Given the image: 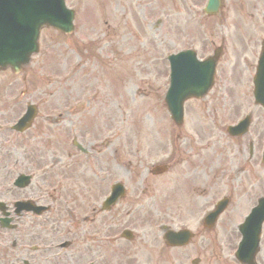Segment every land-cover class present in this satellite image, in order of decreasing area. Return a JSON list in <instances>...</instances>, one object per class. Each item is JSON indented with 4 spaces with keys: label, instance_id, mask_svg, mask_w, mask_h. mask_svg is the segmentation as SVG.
I'll return each mask as SVG.
<instances>
[{
    "label": "rangeland",
    "instance_id": "1",
    "mask_svg": "<svg viewBox=\"0 0 264 264\" xmlns=\"http://www.w3.org/2000/svg\"><path fill=\"white\" fill-rule=\"evenodd\" d=\"M201 2L202 0H65L67 7L73 8L75 12L73 32L62 35L50 28H44L40 32L39 51L33 55L31 64L33 69L38 70L37 76L41 74L40 77H43L41 81L36 79L38 88L44 90L36 97L39 96L40 101L47 106L42 112L52 109L55 120L62 113V107L69 97L70 102H78L79 98L80 101L87 102L86 99L93 98L88 99L89 110L86 111L85 119L87 126L97 122L98 125L88 132L98 137V131L104 130L105 120L108 127L116 126L118 144L128 146L133 151L131 180L134 183L131 185L129 182L133 187L144 180L152 188H159L160 179L145 176L146 167L137 166L136 155L141 150L146 156L143 161L145 164L156 162L159 141L164 135H171L169 129L172 124L163 105V94L168 83L164 56L189 45L199 55L207 54L210 50L205 38L219 41L223 34L228 38L229 29H214L215 21L209 16L203 28L199 29L193 24L196 9ZM160 21L163 23H159ZM257 33L251 30L252 35ZM221 43L214 42V45ZM231 43H239L240 48H244L241 42L229 40L222 43L225 52L220 57L215 84L202 99L185 103L182 133L187 136L212 135L210 152L213 153L214 168L218 174L224 170L233 175L237 168H244L240 184L237 187V183H234L232 192L233 199H241L240 204L247 211L259 196L264 195V164L260 162L264 145V111L258 107L253 110L248 133L240 139L242 144L232 142L223 131L226 123L242 118L253 108L251 78L254 63L251 67V57L247 53V63L237 65L241 52L230 46ZM250 46L256 49L255 45ZM228 61V66L235 63L239 71L228 74L234 85L226 94H222L218 92H222L220 79L225 77ZM33 73L32 75L36 74L35 71ZM47 74H50L52 84L47 85L44 79ZM3 75L4 80L8 75ZM234 87L237 92L233 91ZM55 121L57 122L48 123V130H41L39 136L32 140L35 144L32 151L37 155L36 158L42 163H53V175L48 174L45 181L51 184L62 183L64 179L62 154L66 144L63 128L68 125L62 120ZM88 132L86 131L85 136L94 140L95 137ZM249 140L253 141L254 147V157L251 160L248 158ZM112 174L126 181L131 177L130 171L122 164ZM81 175L92 177L88 171H83ZM259 176L262 178L260 182L257 181ZM37 182L43 183L40 180ZM179 182L190 181L180 179ZM90 185H93L92 180L87 181L86 187ZM224 189L217 181L213 197L226 193ZM170 195H175V189ZM262 243L264 253V240ZM121 260L125 264L129 258H121L120 262Z\"/></svg>",
    "mask_w": 264,
    "mask_h": 264
},
{
    "label": "flooded vegetation",
    "instance_id": "2",
    "mask_svg": "<svg viewBox=\"0 0 264 264\" xmlns=\"http://www.w3.org/2000/svg\"><path fill=\"white\" fill-rule=\"evenodd\" d=\"M224 3L223 10L226 11L227 2L224 0ZM249 3L244 2L241 8ZM224 16L225 13L223 19ZM12 114L14 109L6 107L0 100V126ZM71 123L75 125L76 133L83 134L78 118ZM9 147V135L0 128V202L4 203L7 216L16 223L14 233L0 229V264H118L117 255L126 254L130 258L125 264H191L192 261L195 264H239L232 256L238 237L235 217L226 214L214 224L203 221L211 206L208 192L200 188L201 185L210 188L212 184H202L204 177L212 178L213 162L208 155L200 156V163L195 161L192 170L186 167L180 170V177L192 181L186 184L190 187L189 192H180L174 199L164 196L158 200L144 199L134 205L130 201L135 195L132 190L104 211L101 202L102 196L107 194L108 184L99 185L103 195L100 191L88 190L84 196L69 176L61 209L49 208V211L62 212V242L67 241L68 245L61 247L52 231L44 230L45 227L39 230L38 225L39 219L58 221L60 216H37L25 211L15 213L14 200L35 199L38 193L13 185L14 173L7 168ZM66 155L69 157L70 153L67 151ZM191 191H201L206 196L194 198ZM235 211L236 206L231 212ZM128 227L140 231L133 246L122 245L118 240L119 232ZM178 230L184 231L178 235L182 238H171L170 234L166 237L168 232ZM30 236L36 241L31 240L34 246L28 248L25 240ZM11 241L13 247L5 246Z\"/></svg>",
    "mask_w": 264,
    "mask_h": 264
},
{
    "label": "water",
    "instance_id": "3",
    "mask_svg": "<svg viewBox=\"0 0 264 264\" xmlns=\"http://www.w3.org/2000/svg\"><path fill=\"white\" fill-rule=\"evenodd\" d=\"M65 16H68V13L62 9L61 0H0V65H11L16 70L26 63L31 49L36 50V38L40 26L52 24L62 30H67L65 28L69 24ZM188 59L190 69L193 68L192 71L199 72L200 69L197 67L199 63L192 55ZM174 62L179 63L177 60ZM211 64L213 67L214 61H211ZM172 70L174 77L167 94V101L174 115H177L179 105L175 98H178L179 91L182 89L186 91L183 99L193 95L197 97L201 92L191 86L184 87L178 81L176 75L179 68L177 69L175 64ZM211 71L210 66L207 73L208 80H211ZM259 87H263V80L259 83ZM258 97V101L264 105V94L261 93Z\"/></svg>",
    "mask_w": 264,
    "mask_h": 264
}]
</instances>
